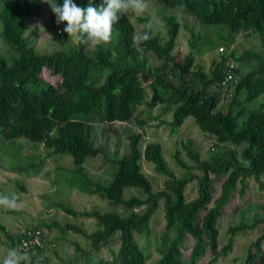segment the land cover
<instances>
[{"label": "trees", "instance_id": "1", "mask_svg": "<svg viewBox=\"0 0 264 264\" xmlns=\"http://www.w3.org/2000/svg\"><path fill=\"white\" fill-rule=\"evenodd\" d=\"M188 13L196 19L209 24L227 25L233 32L257 34L263 52L244 50L241 55L231 57L237 62L243 58L258 61L259 66L250 69L237 79L232 101L223 110L217 107L218 97L208 93L206 87L220 85L227 69V55L213 62L207 80H200L202 89L189 88L180 82L173 83L166 76L172 66L179 76L190 73L195 61L196 36L191 32L189 51L181 61H172L171 52L179 36L180 23L173 15H162L166 25V38L159 33L141 45L142 51L132 47L135 25L127 14L114 25V38L108 44H101L87 50V45L79 41L69 45L68 51L50 54L36 53L29 46L24 33L30 23L42 11V0H0V42L9 45L18 55L7 60L0 55V134L2 139L10 140L24 137L42 144L49 156L65 154L72 157L73 164L82 167L88 158L101 152L93 145L92 129L95 123L106 126L109 133L115 134L116 124L131 122L136 130L127 136L129 150L119 159H113L117 170L108 184L103 185L88 180L85 184L91 192L97 193L114 206L134 209L146 205L143 213L131 212L122 217L114 211H77L61 202L51 207L73 216L92 217L100 228L90 234L74 224L65 228L88 237L92 249L76 250L88 259V254L109 245L118 238V248L110 257H97L95 264H147L146 254L139 244L136 233H150V219L163 201L164 229L155 242L158 258L154 264H198L207 253L212 255L210 262L225 256L232 249L233 236L245 229L242 226L228 228L230 237L219 248L220 233L218 222L230 202L236 196V185L245 178L252 177L261 183L264 173V103L259 108L247 111L235 110L242 101L251 102L264 93V0H156ZM62 5L63 0H57ZM89 0H74L80 7H86ZM102 0H94L99 6ZM178 4L185 7L180 9ZM143 25L148 17L137 18ZM66 23V22H64ZM52 39L61 44L69 43L68 33L58 29ZM155 61V63H152ZM101 71L93 74L96 69ZM47 70L50 78L43 77ZM236 68L234 69L236 73ZM203 77V73H200ZM148 83V88L144 85ZM145 108H144V106ZM163 105L160 113H171L169 132L176 134L186 120L192 116L199 129L214 136L216 143L239 145L246 142L241 163L232 150L215 153L209 159H200L192 148L191 141H181L187 155L195 162L200 174L177 178L167 168L159 142H147L140 147L142 135L146 133L149 120L158 119L152 110ZM143 106V108H142ZM150 112L145 115L144 111ZM245 119L238 128V118ZM176 164L184 169L189 166L175 151ZM152 162L155 170L167 177L165 189L153 191L152 184L142 171L141 160ZM76 175L81 172L74 170ZM212 175L223 176L218 195L213 198ZM197 180V195L186 199L185 186L192 179ZM141 188L144 198L130 196L123 198L125 188ZM40 227V226H39ZM41 228V227H40ZM0 233L6 238L7 246L19 248L21 232H9L0 222ZM187 237L192 244L185 249ZM264 226L260 235L249 248L244 264H264ZM144 245H149V240ZM41 247H32L28 253L37 264H46L39 259ZM87 261V260H86ZM88 263V261H87Z\"/></svg>", "mask_w": 264, "mask_h": 264}, {"label": "rangeland", "instance_id": "2", "mask_svg": "<svg viewBox=\"0 0 264 264\" xmlns=\"http://www.w3.org/2000/svg\"><path fill=\"white\" fill-rule=\"evenodd\" d=\"M148 10L144 15H136L129 12L132 22L135 25L136 33H139L141 24L137 18L139 16L148 17L154 23V32L159 33L161 38H166V25L162 15H173L180 23L179 36L171 52V62L181 61L189 51V39L191 32L197 38L195 43V61L190 73L179 76L178 71L172 66L167 70L166 76L173 83L184 82L187 87L202 89V80L209 78L210 69L213 62L221 59L222 55H227V63L233 62L236 68V82L239 77L259 66L258 61H250L243 58L235 61L231 54L241 55L244 50L250 49L263 52L260 39L257 34L246 32H233L230 28L221 23L209 24L196 19L194 16L174 9L167 4L148 0ZM0 20V29H1ZM66 23H57V18L50 5L42 0V11L38 18L30 23L24 36L29 46H32L36 53L50 54L57 51L67 52L69 45H75L78 41L76 37H70L69 43L61 44L52 39V33L58 29L65 33L63 29ZM87 45V50L91 51L93 46ZM221 48V50H220ZM0 55L10 60L18 52L9 45L0 42ZM152 63H155L153 61ZM99 68L93 74L99 73ZM200 73H203L201 77ZM43 77L50 78L47 70L42 73ZM201 80V81H200ZM236 82H221L210 84L205 89L208 93H213L218 97L217 107L225 110L232 101L234 85ZM148 88V83L144 82ZM245 94L238 97L242 104L235 106V110H250L259 108L264 103V93L251 102H244ZM144 106V105H143ZM142 106V108H143ZM163 106V105H162ZM161 105H157L152 110V114L159 116L158 119L149 121L146 133L142 135L140 142L141 149L147 142H159L162 147V154L167 168L174 172L177 178H184L200 171L195 168V162L187 155L186 150L181 146V141H191L192 148L199 154L200 159H209L218 152L232 150L241 163H246L242 156V151L246 142L239 145L230 143H216L215 137L204 134L194 121L192 116L184 120L176 134L169 132L170 126L167 122L171 116L169 112L160 113ZM145 108V106H144ZM160 111V112H159ZM144 114L150 112L144 111ZM245 119V116L238 118V128ZM116 133H109L106 126L95 123L92 129L93 145L101 149V152L88 158L84 164L77 166L73 164L70 155L58 154L49 156L48 150L42 144L32 142L24 137L5 140L0 134V195H16L17 207L7 209L0 206V222L6 226L9 232L20 233L25 226H40L43 231V242L39 259H44L46 264H95L97 257H110L118 248V238H113L109 245H103L98 251L88 254V259L83 257L80 251L76 250L77 244L81 251L91 250L88 237L65 228L67 223L82 227L86 234L92 233L100 228L99 223L92 217L73 216L64 211L51 207L54 202H61L77 211L100 212L114 211L125 217L131 212L143 213L146 205L126 209L123 206H114L97 193L91 192L86 182L88 180L106 185L110 181L111 175L116 172L117 165L113 159H119L128 150L127 136L136 130L131 122L117 123ZM179 151V157L189 168L179 167L174 160L175 151ZM142 171L152 184V190L165 189L167 177L155 170L154 164L141 160ZM79 169L78 175L73 171ZM192 178V177H191ZM223 176L212 175L213 198L219 191L223 181ZM197 195V180L192 178L185 186L186 199H191ZM130 196L144 198L145 194L141 188L128 187L124 189L123 198ZM230 208L224 212L218 222L221 248L229 239L228 228L231 226L245 227L242 231L233 236L232 249L225 256H219L214 262H210L212 255L207 253L198 264H244V260L249 248L255 239L260 235L264 226V173L261 176V183L256 182L252 177L245 178L243 182L236 185V196L230 202ZM150 233L146 238L144 234L136 233V238L147 254V264H154L158 258L155 253V242L164 229L165 220L163 217V201L159 200L158 207L150 219ZM149 240V245H144ZM185 249L188 250L192 244V238L187 237ZM264 248V241L262 242ZM10 250L7 246L6 238L0 233V264L6 253ZM31 253V254H30ZM29 254L32 255V252ZM88 263H87V261ZM32 264H37V259H31Z\"/></svg>", "mask_w": 264, "mask_h": 264}, {"label": "clouds", "instance_id": "3", "mask_svg": "<svg viewBox=\"0 0 264 264\" xmlns=\"http://www.w3.org/2000/svg\"><path fill=\"white\" fill-rule=\"evenodd\" d=\"M56 15L57 23L66 22L64 32L69 37H76L83 44L95 47L108 44L114 38V25L129 12L144 15L148 10V0H102L99 6L94 5V0H89L86 7H80L74 0H63L60 5L57 0H44ZM183 9L185 5L178 4ZM155 35L154 23L151 19L143 25V30L132 36V47L142 51L141 45L150 41ZM0 206L7 209L17 207V196L0 195ZM2 264H32L29 253L20 248L8 250Z\"/></svg>", "mask_w": 264, "mask_h": 264}, {"label": "built area", "instance_id": "4", "mask_svg": "<svg viewBox=\"0 0 264 264\" xmlns=\"http://www.w3.org/2000/svg\"><path fill=\"white\" fill-rule=\"evenodd\" d=\"M221 50V48H220ZM227 69L225 76L221 82H236V73L234 71L233 62L226 64ZM43 242V231L39 226L28 225L21 231V236L19 238V248L26 250L27 252L31 250L32 247H41Z\"/></svg>", "mask_w": 264, "mask_h": 264}, {"label": "crops", "instance_id": "5", "mask_svg": "<svg viewBox=\"0 0 264 264\" xmlns=\"http://www.w3.org/2000/svg\"><path fill=\"white\" fill-rule=\"evenodd\" d=\"M155 107H156V106H155ZM155 107H154V108H155ZM160 110H161V109H160ZM159 112H160V111H159ZM151 113H152V112H151ZM169 114H170V116H171V113H169ZM152 115H153V114H152ZM153 116H156V115H153ZM153 120H154V119H152V121H153ZM149 121H151V120H149Z\"/></svg>", "mask_w": 264, "mask_h": 264}]
</instances>
